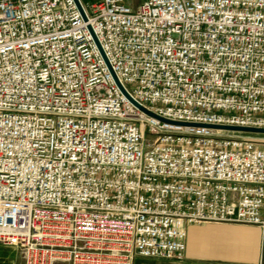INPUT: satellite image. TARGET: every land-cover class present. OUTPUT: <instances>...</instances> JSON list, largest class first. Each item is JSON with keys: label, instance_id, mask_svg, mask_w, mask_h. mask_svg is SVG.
Listing matches in <instances>:
<instances>
[{"label": "built area", "instance_id": "1", "mask_svg": "<svg viewBox=\"0 0 264 264\" xmlns=\"http://www.w3.org/2000/svg\"><path fill=\"white\" fill-rule=\"evenodd\" d=\"M0 0V248L180 259L187 224L264 229V0Z\"/></svg>", "mask_w": 264, "mask_h": 264}, {"label": "crops", "instance_id": "2", "mask_svg": "<svg viewBox=\"0 0 264 264\" xmlns=\"http://www.w3.org/2000/svg\"><path fill=\"white\" fill-rule=\"evenodd\" d=\"M136 7L143 0H123ZM180 259L138 257L133 264H264V229L239 222H203L184 227ZM13 248H0V264H16Z\"/></svg>", "mask_w": 264, "mask_h": 264}, {"label": "water", "instance_id": "3", "mask_svg": "<svg viewBox=\"0 0 264 264\" xmlns=\"http://www.w3.org/2000/svg\"><path fill=\"white\" fill-rule=\"evenodd\" d=\"M78 10L80 11V14L82 16V18L84 20H86L84 11L79 3L78 0H74ZM88 29L98 47V49L100 50L106 65L116 83V85L118 86L120 92L124 95V97L129 100L133 105H135L138 109L142 110L144 113H146L147 115L154 117L162 122L165 123H170V124H175V125H188V126H200V127H208V128H212V129H216V130H222V131H227V132H235V133H245V134H262L264 135V128L262 127H253V126H236V125H205V124H196V123H183V122H177V121H172L163 117H160L158 115H156L155 113L147 110L146 108H144L143 106H141L140 104H138L134 99H132V97H130V95L126 92V90L124 89V87L120 84V82L118 81V79L116 78L114 72L112 71L110 65L108 64L102 50L101 47L91 29V27L88 25Z\"/></svg>", "mask_w": 264, "mask_h": 264}, {"label": "rangeland", "instance_id": "4", "mask_svg": "<svg viewBox=\"0 0 264 264\" xmlns=\"http://www.w3.org/2000/svg\"><path fill=\"white\" fill-rule=\"evenodd\" d=\"M230 135L233 139L248 140L257 147H264V135L262 134L230 133Z\"/></svg>", "mask_w": 264, "mask_h": 264}]
</instances>
